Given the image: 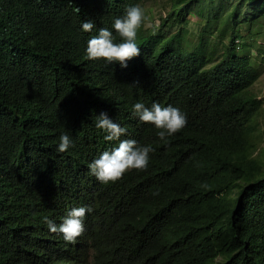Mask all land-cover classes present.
Instances as JSON below:
<instances>
[{"label": "trees", "instance_id": "16d2710c", "mask_svg": "<svg viewBox=\"0 0 264 264\" xmlns=\"http://www.w3.org/2000/svg\"><path fill=\"white\" fill-rule=\"evenodd\" d=\"M143 1L0 0V264H264L262 99L251 91L260 70L236 41L240 3L254 18L264 0L236 4L226 41L212 22L224 4L191 41L200 0H160L169 7L156 29L138 30L141 53L127 67L88 60L99 28L119 36L114 19ZM136 102L178 107L187 123L165 143ZM102 112L126 128L120 139L152 146L146 170L107 184L90 172L119 143L96 128ZM63 132L74 146L61 153ZM81 206L92 211L75 243L49 230L45 218L59 225Z\"/></svg>", "mask_w": 264, "mask_h": 264}, {"label": "clouds", "instance_id": "9594fccd", "mask_svg": "<svg viewBox=\"0 0 264 264\" xmlns=\"http://www.w3.org/2000/svg\"><path fill=\"white\" fill-rule=\"evenodd\" d=\"M145 22V11L139 5H129L122 16L116 17L112 28L119 35L116 36L107 27H101L98 35L92 36L86 48L88 60L103 59L119 69L127 67V62L140 55V48L136 43L138 30ZM95 24L92 20L82 23L84 32H91ZM120 37V41L118 40ZM118 41V42H117ZM138 84V81L135 82ZM132 112L143 123L152 124L159 131L158 138L167 142V137L183 129L187 123L186 115L172 105L162 106L153 102L151 107L143 102L132 105ZM95 126L103 130L107 141H119L118 146L111 151H104L98 158L89 163L90 172L100 182L107 184L115 182L129 170H146L149 164V154L154 151L151 145H138L134 139H120L125 135L126 128L109 118L107 113L96 116ZM74 146L71 137L63 132L59 136L58 152H65ZM92 208L81 206L73 208L67 217L57 225L53 220L45 218L46 224L52 233H61L68 243H75L85 231L84 217Z\"/></svg>", "mask_w": 264, "mask_h": 264}, {"label": "rangeland", "instance_id": "374dc122", "mask_svg": "<svg viewBox=\"0 0 264 264\" xmlns=\"http://www.w3.org/2000/svg\"><path fill=\"white\" fill-rule=\"evenodd\" d=\"M241 0H200L195 1L191 5V13L189 14V22L187 38L191 41H196L198 38V33L200 28L208 22V19L212 18L213 12L211 7L220 8L224 4V8L219 11L215 21V28L213 29V35L215 38H219L218 34L223 27L227 28L224 41L229 37L230 26L234 23L231 18L228 21V26L226 24V18L230 12L234 11V8L238 2ZM169 7V5H167ZM141 7L145 11V22L144 27L153 26L155 29L158 26L159 16L164 15L167 8H162L160 0H144ZM203 8V13L197 12V9ZM251 4L249 2L243 1L240 3L239 10L237 12L236 19L237 23V33L239 34L238 39V51L243 49L249 50L251 56L254 58L255 65L260 70V75L258 79L251 86V91L262 99V104L259 113L254 117L255 121V142L257 144L256 154L261 158H264V16L258 15L254 18H248L244 16V13H252L250 10ZM249 9V10H247ZM209 13V17H207ZM243 43L247 45L243 47Z\"/></svg>", "mask_w": 264, "mask_h": 264}]
</instances>
